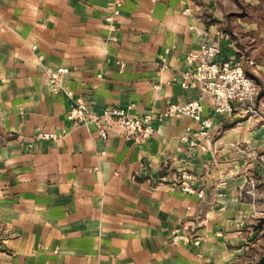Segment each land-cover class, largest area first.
Wrapping results in <instances>:
<instances>
[{
	"label": "crops",
	"instance_id": "0c3cea01",
	"mask_svg": "<svg viewBox=\"0 0 264 264\" xmlns=\"http://www.w3.org/2000/svg\"><path fill=\"white\" fill-rule=\"evenodd\" d=\"M114 1L121 7L111 32L103 16ZM259 3L0 0V264H257L264 21L242 9ZM190 25L219 43V59L251 68L257 117L223 119L209 95L180 85L184 57L198 47ZM58 67L68 71L54 93L48 73ZM199 96L213 125L195 147L179 139L197 127L188 116L155 119L156 132L142 140L122 132L102 140L93 123L65 118L79 97L92 113L129 108L157 118L167 104ZM37 127L59 136L35 140ZM182 171L204 198L181 190ZM250 176L253 196L244 193Z\"/></svg>",
	"mask_w": 264,
	"mask_h": 264
},
{
	"label": "built area",
	"instance_id": "2783aa9c",
	"mask_svg": "<svg viewBox=\"0 0 264 264\" xmlns=\"http://www.w3.org/2000/svg\"><path fill=\"white\" fill-rule=\"evenodd\" d=\"M120 7L118 1L109 3L103 16V21L111 32L116 30L115 20L120 15ZM184 13H190V9L185 8ZM189 28L196 34L198 47L184 57V68L179 72L180 85L183 88H199L209 95L212 99L214 113L223 119L235 115L246 118L256 113L258 109L256 99L260 93L256 80L245 73L239 60L218 58L221 53L220 45L209 38L205 28L193 25ZM41 59L42 57L38 56V60L41 61ZM160 68H166V65L162 64ZM67 71L65 67H58L48 73V84L54 93L59 91V80ZM153 87L158 88L159 85ZM182 116L191 118L197 123V127L186 126L179 138L180 142L195 147L199 145L201 139L207 140L210 137L213 119L202 115L201 96L183 104L169 103L157 118L152 114H132L129 108L103 109L99 113H92L81 97L73 100L65 112L66 120L72 124L93 123L102 140L107 139L111 133L119 132L126 136H133L135 140L147 139L156 132L155 119ZM58 136L56 132L37 127L34 138L35 140H51ZM179 177V185L183 192L204 198L205 191L197 190L192 186L186 171H182ZM256 187L257 180L254 176H250L247 179L244 193L253 196ZM180 237L176 233L173 235V240L176 241ZM198 239V236L195 237V244L198 243Z\"/></svg>",
	"mask_w": 264,
	"mask_h": 264
},
{
	"label": "rangeland",
	"instance_id": "374dc122",
	"mask_svg": "<svg viewBox=\"0 0 264 264\" xmlns=\"http://www.w3.org/2000/svg\"><path fill=\"white\" fill-rule=\"evenodd\" d=\"M242 12L246 15V17L247 18H249L250 20H253V19H255V20H257V21H259V20H262V21H264V0H260V3L259 4H257V5H255V6H245L243 9H242ZM246 55H248V53H246ZM244 71H245V73L248 75V76H250V77H252V74H250L251 73V68H246V69H244ZM256 104H257V100H256ZM258 113L256 112V113H252L251 114V116L252 117H257L258 115H257ZM251 116H249V117H251ZM249 117H247V118H249ZM245 117H243V119H244ZM244 120H246V119H244ZM236 122V121H235Z\"/></svg>",
	"mask_w": 264,
	"mask_h": 264
},
{
	"label": "water",
	"instance_id": "95a60500",
	"mask_svg": "<svg viewBox=\"0 0 264 264\" xmlns=\"http://www.w3.org/2000/svg\"><path fill=\"white\" fill-rule=\"evenodd\" d=\"M237 120H242V117L241 116H236L234 119H233V122L237 121ZM253 228L256 230H261V235L263 237V240H264V212L261 216L257 217V220L256 222L253 224ZM257 264H264V256H262Z\"/></svg>",
	"mask_w": 264,
	"mask_h": 264
}]
</instances>
